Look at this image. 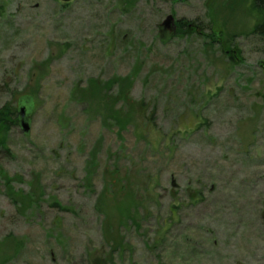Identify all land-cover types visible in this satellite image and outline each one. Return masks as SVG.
Returning <instances> with one entry per match:
<instances>
[{"label":"rangeland","instance_id":"obj_1","mask_svg":"<svg viewBox=\"0 0 264 264\" xmlns=\"http://www.w3.org/2000/svg\"><path fill=\"white\" fill-rule=\"evenodd\" d=\"M249 6L0 0V264H264Z\"/></svg>","mask_w":264,"mask_h":264},{"label":"trees","instance_id":"obj_2","mask_svg":"<svg viewBox=\"0 0 264 264\" xmlns=\"http://www.w3.org/2000/svg\"><path fill=\"white\" fill-rule=\"evenodd\" d=\"M249 9L251 14L255 17V24L248 37L255 39L257 41L256 42L257 45H262L264 48V0H250ZM192 27L193 25L192 24L190 25L189 22L184 19L176 21V32L178 33L179 36L181 33L184 34L185 32L186 34L189 30H193L194 27L193 28ZM203 28L208 30L210 34L206 36L202 34L200 35V38L202 39L206 38L207 40L210 41L212 40L211 44L215 46H220V43L222 41L220 38H223V35L217 38V35L214 33L211 24H208L207 27H203ZM25 103H28L27 99L25 100ZM18 116H20V112L13 111L9 105L0 107V133L10 132L13 125L16 124ZM4 152L8 154L9 149L7 148L5 143L1 141L0 153H4ZM140 218L141 217H139L138 219H132V221L137 222L140 220Z\"/></svg>","mask_w":264,"mask_h":264},{"label":"water","instance_id":"obj_3","mask_svg":"<svg viewBox=\"0 0 264 264\" xmlns=\"http://www.w3.org/2000/svg\"><path fill=\"white\" fill-rule=\"evenodd\" d=\"M61 2H63V3H66V4H68V3H70L72 0H60ZM174 21V17L173 16H168L167 17V19H166V21L163 23V27L164 28H167L168 26H169V24L171 23V22H173ZM20 116L22 117V120H21V122H22V128H23V131L26 133V134H28L29 133V128H28V126H27V124L24 122V120H23V116H24V112H23V110H20Z\"/></svg>","mask_w":264,"mask_h":264}]
</instances>
